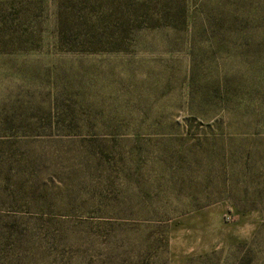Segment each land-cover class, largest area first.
Here are the masks:
<instances>
[{
  "label": "rangeland",
  "instance_id": "obj_1",
  "mask_svg": "<svg viewBox=\"0 0 264 264\" xmlns=\"http://www.w3.org/2000/svg\"><path fill=\"white\" fill-rule=\"evenodd\" d=\"M20 1L0 0L1 13L15 20ZM41 5L121 11L118 0ZM168 36L118 53L0 52V264H264V127L234 115L187 129L188 57ZM48 114L127 129L101 143L24 135Z\"/></svg>",
  "mask_w": 264,
  "mask_h": 264
},
{
  "label": "trees",
  "instance_id": "obj_2",
  "mask_svg": "<svg viewBox=\"0 0 264 264\" xmlns=\"http://www.w3.org/2000/svg\"><path fill=\"white\" fill-rule=\"evenodd\" d=\"M10 1L13 10L15 0ZM44 1L21 0V14L11 21L0 6V52L12 51L8 47L13 45L22 53L43 48L127 52L142 43L145 33H170L166 44L186 52L189 62L183 80L184 126L188 129L196 120L207 129L232 125L227 117L241 115L264 127V0H118L120 14H40ZM230 60L246 69L227 68ZM39 120L37 129L24 135L101 143L116 140L127 129L79 128L80 119L72 114Z\"/></svg>",
  "mask_w": 264,
  "mask_h": 264
}]
</instances>
